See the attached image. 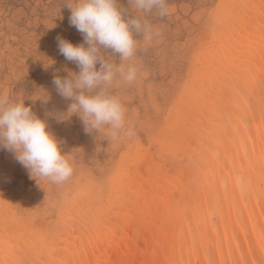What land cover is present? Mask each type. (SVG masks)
<instances>
[{
	"label": "bare ground",
	"instance_id": "obj_1",
	"mask_svg": "<svg viewBox=\"0 0 264 264\" xmlns=\"http://www.w3.org/2000/svg\"><path fill=\"white\" fill-rule=\"evenodd\" d=\"M212 19L154 149H127L55 212L0 199V264H264V0Z\"/></svg>",
	"mask_w": 264,
	"mask_h": 264
},
{
	"label": "rangeland",
	"instance_id": "obj_2",
	"mask_svg": "<svg viewBox=\"0 0 264 264\" xmlns=\"http://www.w3.org/2000/svg\"><path fill=\"white\" fill-rule=\"evenodd\" d=\"M221 1L168 0L164 17L137 13L150 21L155 34L150 39L136 37L137 79L131 84L118 80L113 86L125 108L124 129L113 136L106 126L86 132L78 113L59 119L72 101L57 92L53 79L80 69L60 53L58 38L85 43L70 23L69 0H0V93L23 100L47 122L73 167L68 180L53 183L33 176L14 152L0 147V199L12 203L21 215L55 212L64 194L80 182L92 178L102 186L127 149L137 144L154 149L158 133L191 81L193 61L213 31L212 15ZM118 6L129 7L127 0H119ZM108 55L120 63L118 56Z\"/></svg>",
	"mask_w": 264,
	"mask_h": 264
},
{
	"label": "clouds",
	"instance_id": "obj_3",
	"mask_svg": "<svg viewBox=\"0 0 264 264\" xmlns=\"http://www.w3.org/2000/svg\"><path fill=\"white\" fill-rule=\"evenodd\" d=\"M127 3L128 8L119 7V0L66 3L71 8L70 23L84 35L85 43L73 44L58 38L60 53L74 61L80 71H69L64 78L55 76L53 84L62 97L72 101L67 114L59 119L78 113L86 132L106 126L116 136L124 129L125 108L112 89L118 80L131 84L137 79L134 57L139 39L136 37L150 39L155 34L150 21L137 13L155 12L160 17L168 14V0H127ZM108 54L118 56L120 63L111 60ZM128 134H132L130 129ZM0 147L14 152L18 162L33 176L47 177L60 184L73 174L72 164L48 131L47 122L35 115L23 100L13 101L2 93Z\"/></svg>",
	"mask_w": 264,
	"mask_h": 264
}]
</instances>
